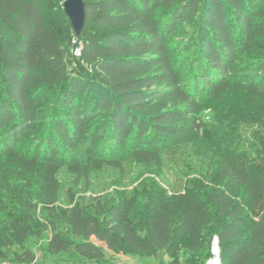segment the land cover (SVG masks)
<instances>
[{
	"label": "trees",
	"instance_id": "obj_1",
	"mask_svg": "<svg viewBox=\"0 0 264 264\" xmlns=\"http://www.w3.org/2000/svg\"><path fill=\"white\" fill-rule=\"evenodd\" d=\"M64 1L0 0V258L49 226L52 255L95 264L121 250L175 255L186 240L199 253L212 235L221 264H264V0H82L78 38ZM231 90L253 109L209 132L196 115ZM83 144L87 164L132 160L149 178L93 213L59 209L57 174L88 175ZM193 148L180 192L153 179Z\"/></svg>",
	"mask_w": 264,
	"mask_h": 264
},
{
	"label": "rangeland",
	"instance_id": "obj_2",
	"mask_svg": "<svg viewBox=\"0 0 264 264\" xmlns=\"http://www.w3.org/2000/svg\"><path fill=\"white\" fill-rule=\"evenodd\" d=\"M78 42L73 39L69 48L66 50L68 59L71 61V68L76 67V59L73 57V47L77 46ZM256 103L255 98H251L247 93L229 91L223 96L221 104L206 102L202 105L200 112L196 115L197 120L208 128L209 132H216V127L221 122L225 123L224 127H230L229 123L232 120H242L247 117V112L251 111ZM234 117V118H233ZM227 122V123H226ZM248 128V127H246ZM224 130H227L224 128ZM229 131L222 133V136L229 134ZM202 148L189 149L186 154L167 155L164 157L161 172L158 177H153L155 181L170 192H180L187 179L194 176L196 167V157L194 151H199ZM203 151V150H202ZM74 157L82 161V164L88 168V175L80 179L68 174L65 169H62L57 174V181L61 188L60 199L57 207L61 210L70 208L71 206H80L93 213L98 202H103L105 198L108 200L114 199L121 192H132L133 189H139L149 175L132 160H126L120 165L112 163L97 169L98 165L87 164V151L85 144L78 150L74 151ZM152 178V177H150ZM37 217H41L37 213ZM51 219V218H50ZM59 233L69 238L70 243L78 239L72 238L68 229L59 225ZM51 233L49 226L46 231L39 237H31L27 240L16 243L14 242V255L0 258V263L7 264H23L18 261L20 256L25 251H29L34 255L32 263L24 264H95L92 261L80 260L72 258L70 255H52L46 247V243L50 238ZM214 235L210 236L205 243V248L199 253H193L189 250L188 241H184L175 255H167L165 252H160L156 257H143L131 253L126 250L117 252H106L107 264H206L212 255V242ZM90 241L96 244V240L91 238ZM72 247V246H71ZM4 251V250H3ZM72 253V249L70 251ZM4 253V252H3ZM73 254V253H72Z\"/></svg>",
	"mask_w": 264,
	"mask_h": 264
},
{
	"label": "water",
	"instance_id": "obj_3",
	"mask_svg": "<svg viewBox=\"0 0 264 264\" xmlns=\"http://www.w3.org/2000/svg\"><path fill=\"white\" fill-rule=\"evenodd\" d=\"M72 32L76 38L80 37L85 23V8L82 0H65L62 4Z\"/></svg>",
	"mask_w": 264,
	"mask_h": 264
},
{
	"label": "built area",
	"instance_id": "obj_4",
	"mask_svg": "<svg viewBox=\"0 0 264 264\" xmlns=\"http://www.w3.org/2000/svg\"><path fill=\"white\" fill-rule=\"evenodd\" d=\"M72 53L75 57H79L81 54V46L75 45L73 47ZM0 264H7V263H0ZM206 264H221L218 240L216 237L213 239L212 242L211 258L206 262Z\"/></svg>",
	"mask_w": 264,
	"mask_h": 264
}]
</instances>
